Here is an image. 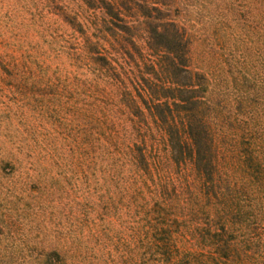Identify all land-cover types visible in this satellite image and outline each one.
<instances>
[{"label": "trees", "instance_id": "trees-1", "mask_svg": "<svg viewBox=\"0 0 264 264\" xmlns=\"http://www.w3.org/2000/svg\"><path fill=\"white\" fill-rule=\"evenodd\" d=\"M19 1L0 264H264V0Z\"/></svg>", "mask_w": 264, "mask_h": 264}, {"label": "rangeland", "instance_id": "rangeland-1", "mask_svg": "<svg viewBox=\"0 0 264 264\" xmlns=\"http://www.w3.org/2000/svg\"><path fill=\"white\" fill-rule=\"evenodd\" d=\"M222 1L223 0H212V4L214 6H219V5H222ZM14 3H17L18 5L21 4V1L19 0H0V25L2 26H5V28L3 29V31L5 32V37L0 39V43L2 45V47L0 48L1 49V52L3 54H7V55H19L21 53H24L26 52V48H27V42L28 41H25L24 43L21 42H18L21 38V34L24 33V29H19L17 26V23H15L14 21L16 22H19L20 18H18L17 20H11V17L9 15V8L11 7V4H14ZM212 5V6H213ZM214 7L210 8L213 9ZM201 17L203 16H206V13L205 12H200L199 13ZM226 18V17H225ZM204 19V21H206L205 18H202ZM203 28V25H197L196 28H195V31H197V35L195 36L196 38L197 37H201V35L203 34V32L201 31ZM207 28V25H205V29ZM194 34V33H193ZM3 41V43L1 42ZM208 45L212 46V41H208ZM202 45H201V42L200 41H197L195 42L194 44V47H193V53H194V59L196 60H199L200 59V53L202 52ZM230 51V41H229V45H227V47H225V50H223V53H228ZM0 147H3V148H6L8 149V144L7 143H4V144H0ZM20 160H23L24 164L26 163V160L25 159H20ZM23 164V165H24ZM23 227H21L22 229V235H26L28 232H27V227H24V225H22ZM31 227H37V224L34 222L32 224ZM36 240L32 241V243H35ZM25 264V263H24Z\"/></svg>", "mask_w": 264, "mask_h": 264}]
</instances>
